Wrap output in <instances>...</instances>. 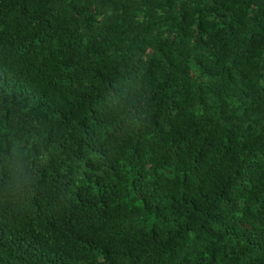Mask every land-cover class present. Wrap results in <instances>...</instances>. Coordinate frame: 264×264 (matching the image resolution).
I'll use <instances>...</instances> for the list:
<instances>
[{"label":"trees","instance_id":"16d2710c","mask_svg":"<svg viewBox=\"0 0 264 264\" xmlns=\"http://www.w3.org/2000/svg\"><path fill=\"white\" fill-rule=\"evenodd\" d=\"M0 264H264V0H0Z\"/></svg>","mask_w":264,"mask_h":264}]
</instances>
